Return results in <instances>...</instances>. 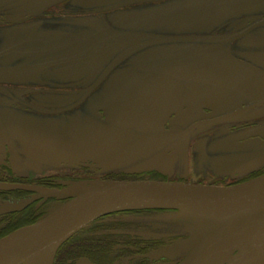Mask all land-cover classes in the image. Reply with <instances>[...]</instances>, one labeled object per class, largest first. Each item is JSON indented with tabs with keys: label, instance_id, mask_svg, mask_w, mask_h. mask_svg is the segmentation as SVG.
<instances>
[{
	"label": "flooded vegetation",
	"instance_id": "1",
	"mask_svg": "<svg viewBox=\"0 0 264 264\" xmlns=\"http://www.w3.org/2000/svg\"><path fill=\"white\" fill-rule=\"evenodd\" d=\"M264 176V0H0V185ZM0 189V239L66 201ZM175 211L94 220L54 264H180Z\"/></svg>",
	"mask_w": 264,
	"mask_h": 264
},
{
	"label": "water",
	"instance_id": "2",
	"mask_svg": "<svg viewBox=\"0 0 264 264\" xmlns=\"http://www.w3.org/2000/svg\"><path fill=\"white\" fill-rule=\"evenodd\" d=\"M48 190L11 185L66 201L36 223L0 239V264H54L58 249L94 220L119 211L169 210L189 238L150 255L180 264H264V176L232 187L161 181H82ZM27 203L6 206L21 210Z\"/></svg>",
	"mask_w": 264,
	"mask_h": 264
}]
</instances>
